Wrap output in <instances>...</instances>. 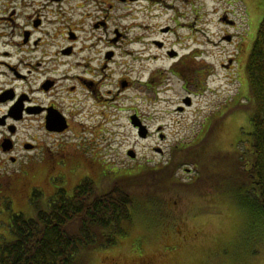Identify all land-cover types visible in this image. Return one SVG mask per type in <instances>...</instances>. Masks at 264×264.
Wrapping results in <instances>:
<instances>
[{
  "label": "rangeland",
  "instance_id": "1",
  "mask_svg": "<svg viewBox=\"0 0 264 264\" xmlns=\"http://www.w3.org/2000/svg\"><path fill=\"white\" fill-rule=\"evenodd\" d=\"M166 1L176 3L181 11L192 9V5L195 13L199 10L193 17L199 18L198 38L205 52L202 58L212 65L227 59L220 54L233 49L220 42L226 27L219 23V16L229 12L240 25L238 35L245 34V78V64L264 18V0ZM146 4H138V10ZM153 5L152 17L145 13L140 18L152 26L151 31L167 24V20L171 23L168 12L155 2ZM184 21H192V16ZM130 23L125 20L122 26L127 28ZM126 32L128 37L133 35L128 29ZM123 51L124 48L118 50L114 80L106 81L105 102L98 105L96 115H88L79 126L83 156H77L72 167L60 169L64 178H52V183L68 194L87 177L96 180V193L107 192L113 186L123 187L134 197L133 210L137 212L133 211L131 221L124 223L126 234L117 238L115 245L86 249L80 258L78 255V264H141L142 259L147 264H264V212L248 205L246 194L250 186L242 181L245 175L241 173L240 178V172L233 171L230 164L218 165L215 156L220 154L214 155H232L249 147L250 116L243 108L248 97L239 96L236 73L233 70L225 78L218 69L220 76L201 79L208 82L199 88L191 84L184 88L182 81L169 74L167 84L148 88L143 84L149 71H126L128 63L124 62L130 58ZM154 52L160 54V59L151 68L172 62L165 60L163 52ZM118 77L142 81L137 83L139 86L118 93ZM108 90L113 93L107 94ZM188 93L193 99L189 106L182 101ZM136 111L145 117V123L140 117L139 120L145 126L146 137L132 124L131 115ZM176 147L194 159L205 157L211 165L209 177L205 178V171L198 164V170L189 163L177 168L180 155ZM130 150L136 157L129 155ZM49 171L38 165L29 173L31 187L34 192L41 191L44 206L57 188L49 181ZM219 175L223 178L218 181ZM4 179L0 174V244L14 239L13 213H36L34 192L13 189L3 183ZM191 181L198 184H189ZM183 222L187 223L179 230L177 224Z\"/></svg>",
  "mask_w": 264,
  "mask_h": 264
},
{
  "label": "flooded vegetation",
  "instance_id": "2",
  "mask_svg": "<svg viewBox=\"0 0 264 264\" xmlns=\"http://www.w3.org/2000/svg\"><path fill=\"white\" fill-rule=\"evenodd\" d=\"M143 1L147 4L138 10ZM154 2L168 12L171 23L167 20L151 31L152 26L140 18L145 13L152 17ZM191 7L181 11L176 3L166 0H0L3 183L34 192L30 169L43 165L50 170L46 173L50 183L57 187L52 178L61 181L64 175L60 169L72 167L77 156H83L79 126L88 115H96L98 105L105 102V84L114 80L113 67L119 65L118 50L122 48L130 58L124 62L128 63L126 71H149L145 87L164 86L170 74L182 81L184 88H189L188 84L199 88L208 82L201 79L220 76L218 69L225 78L234 70L240 82L239 96H245V34L238 35L240 25L229 12L219 16V23L226 27L220 42L233 49L220 54L227 59L218 65L209 64L202 58L205 52L198 38L199 18L193 17L199 10L195 13V6ZM188 15L192 16L190 22L184 21ZM128 19L131 23L124 28L122 24ZM126 29L133 33L131 37ZM154 51L163 52L165 60L172 62L151 68L160 59ZM117 81L120 93L139 86L142 79L118 77ZM188 95L182 101L189 106L193 99ZM133 115L145 123L139 111ZM142 260L141 264H147Z\"/></svg>",
  "mask_w": 264,
  "mask_h": 264
},
{
  "label": "trees",
  "instance_id": "3",
  "mask_svg": "<svg viewBox=\"0 0 264 264\" xmlns=\"http://www.w3.org/2000/svg\"><path fill=\"white\" fill-rule=\"evenodd\" d=\"M244 79L248 101L243 108L249 113L251 126L247 139L249 147L236 150L232 155H214L220 154L215 156L218 165L230 164L233 171L240 172V178L245 175L242 181L250 186L246 194L248 205L251 209L264 212V18L245 64ZM175 149L180 155L177 168L189 163L198 170V164L205 171V178L209 177L211 165L205 157L194 159L193 156H186L183 148ZM203 150L209 154L206 148ZM215 177L210 178L211 182ZM220 178L223 176L219 175L218 181ZM201 179L203 181V177ZM188 183L198 184V181ZM95 184L93 179L86 178L72 194L60 189L48 198L46 206L41 202L42 193L35 191L32 202L36 213L33 216L13 213L11 231L14 239L0 244V264H78V255L80 258L86 249L115 245L117 238L126 234L124 223L131 221L133 211L137 212L133 210L135 200L129 191L120 186L96 193ZM183 223L177 224L179 230L187 222Z\"/></svg>",
  "mask_w": 264,
  "mask_h": 264
},
{
  "label": "water",
  "instance_id": "4",
  "mask_svg": "<svg viewBox=\"0 0 264 264\" xmlns=\"http://www.w3.org/2000/svg\"><path fill=\"white\" fill-rule=\"evenodd\" d=\"M189 103V102H188ZM131 119H132V124L134 125V127H139L140 128V135L142 136V137H146V135H147V132H146V129H145V126H143L142 125V123L140 122V120H139V117L137 116V115H133L132 117H131ZM129 155L131 156V157H136L135 156V153H134V151L133 150H130L129 151Z\"/></svg>",
  "mask_w": 264,
  "mask_h": 264
}]
</instances>
